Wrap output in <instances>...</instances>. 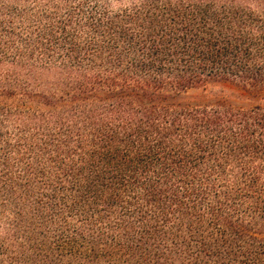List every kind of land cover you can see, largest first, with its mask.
<instances>
[{
  "label": "trees",
  "instance_id": "trees-1",
  "mask_svg": "<svg viewBox=\"0 0 264 264\" xmlns=\"http://www.w3.org/2000/svg\"><path fill=\"white\" fill-rule=\"evenodd\" d=\"M263 90L264 0H0V264H264Z\"/></svg>",
  "mask_w": 264,
  "mask_h": 264
},
{
  "label": "rangeland",
  "instance_id": "rangeland-1",
  "mask_svg": "<svg viewBox=\"0 0 264 264\" xmlns=\"http://www.w3.org/2000/svg\"><path fill=\"white\" fill-rule=\"evenodd\" d=\"M262 96L264 97V90ZM221 97L239 102L242 101L241 99H245L247 95L235 87H232L230 85H221V84L208 86L205 89L192 91L187 94V98L195 99V100L217 99Z\"/></svg>",
  "mask_w": 264,
  "mask_h": 264
}]
</instances>
